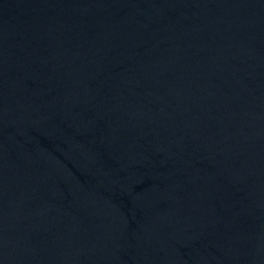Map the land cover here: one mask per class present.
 Listing matches in <instances>:
<instances>
[{"label": "water", "instance_id": "water-1", "mask_svg": "<svg viewBox=\"0 0 264 264\" xmlns=\"http://www.w3.org/2000/svg\"><path fill=\"white\" fill-rule=\"evenodd\" d=\"M0 264H264V0H0Z\"/></svg>", "mask_w": 264, "mask_h": 264}]
</instances>
